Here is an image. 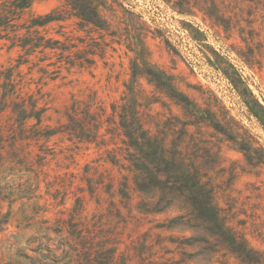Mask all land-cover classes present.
I'll use <instances>...</instances> for the list:
<instances>
[{
    "label": "rangeland",
    "instance_id": "obj_1",
    "mask_svg": "<svg viewBox=\"0 0 264 264\" xmlns=\"http://www.w3.org/2000/svg\"><path fill=\"white\" fill-rule=\"evenodd\" d=\"M174 1L94 0L105 22L98 28L78 17L69 0H34L24 17L55 10L61 19L43 31L94 50V63L63 65L52 73L54 66L40 70L44 62L23 63L16 69L24 75L23 93L41 96L39 104L47 108L44 126L65 122L73 100L93 99L111 112L113 103L129 98L148 104L155 117L193 123L182 146L196 154L227 224L264 254V0H184L190 6L185 12ZM19 51L0 39V69L15 66ZM145 64L171 75L177 89L198 108L211 112L219 125L198 120L190 108L170 97L146 73ZM37 145L31 142L26 148L31 151L30 169L0 166V264L50 263L51 256L62 252L59 242L67 236L65 226L72 216L95 242L113 237L115 243L107 246L117 248V258L147 234L156 254H163V246L174 250L166 255L175 259L183 251L199 252L191 259L193 264H240L223 247L214 255L202 249L207 244L195 239L206 232L187 216L182 225L167 228L171 217L187 213V204L142 212L136 192L126 207L119 195L110 197L102 185L91 193L88 180L95 185L104 180L103 184L110 176L116 189L126 174L105 159L106 148L116 145L81 142L57 132L45 142L48 155L40 163L35 161ZM170 237L189 238V244L172 243Z\"/></svg>",
    "mask_w": 264,
    "mask_h": 264
},
{
    "label": "trees",
    "instance_id": "obj_2",
    "mask_svg": "<svg viewBox=\"0 0 264 264\" xmlns=\"http://www.w3.org/2000/svg\"><path fill=\"white\" fill-rule=\"evenodd\" d=\"M33 1L0 0V39L9 41V47L20 50L15 66L0 69V166L11 170L14 164L30 169L33 165L29 160L31 151L26 148L31 142L38 144L35 161L40 163L48 155L45 142L57 132H65L81 142L106 146L114 144L116 148H106L108 154L105 159L125 170L126 174H122L116 189L110 176H106L107 181L103 184L104 180L97 185L88 180L91 193L102 185L110 197L119 195L120 202L126 207L132 193L136 192L140 196L137 208L142 212H161L177 202L187 204V213L171 217L167 228L182 225L187 216L196 222L192 225L206 232L207 236L195 240L207 244L202 249L208 250L210 255L223 247L240 264H264V254L248 246L243 235L227 224L225 216L213 201V188L204 180L205 174L197 165L196 154L182 146L188 134V125L193 124L190 121L178 117H155L148 104L129 98L120 104L113 103L111 112L93 99L73 100L66 110L65 122L58 127L42 124L47 108L39 104L41 96L34 92L23 93L24 75L16 69L29 62L33 65L44 62V66H40L43 72H47L46 67L54 66L51 73L59 71L63 65L90 66L94 63L91 55L95 52L85 47L78 48L72 42L49 36L43 31L45 25L61 19L55 10L44 14L32 13L25 18L24 14ZM69 4L83 21L98 28L104 27L105 22L94 0H69ZM188 4L184 0L174 1V6L181 12L190 7L185 6ZM206 12L220 20L213 10L207 8ZM32 56L37 58L36 62ZM145 71L170 97L190 108L198 120L207 121L214 127L219 125L211 112L198 108L188 95L177 89L171 75L148 64H145ZM128 89L132 91L130 85ZM77 201L79 203V199ZM75 211L77 213L79 208ZM66 225L67 236L60 240L58 246L62 247L61 254L51 256L52 261L45 263L127 264L128 260L135 258L133 264H193L191 259L199 254L183 251L180 258L175 259L172 254L166 255L174 250L163 246H160L164 249L163 254H156L152 248L154 243L148 242L145 234L140 242L131 244L127 247L129 251L122 252L117 258V248L107 246L115 243L113 237L95 242L89 230L74 216ZM63 227L57 231L61 232ZM169 239L172 243L189 244V238ZM54 250L48 251L53 254Z\"/></svg>",
    "mask_w": 264,
    "mask_h": 264
}]
</instances>
